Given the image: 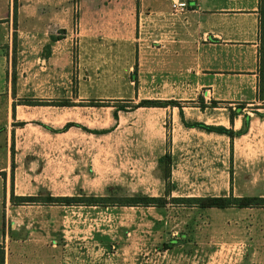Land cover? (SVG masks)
<instances>
[{"label":"crops","instance_id":"crops-1","mask_svg":"<svg viewBox=\"0 0 264 264\" xmlns=\"http://www.w3.org/2000/svg\"><path fill=\"white\" fill-rule=\"evenodd\" d=\"M181 1L188 8L184 14L174 13L171 0L90 1L80 7L67 1H32L19 12L17 28L12 18H0V264H79L45 234L51 228L47 209L61 205H18L12 196L32 197L18 192V185L35 184V134L75 139L70 142L74 146L78 138L91 142L113 132V127L94 125L100 108H111L102 105L114 99L115 73L137 69L139 93H154L141 102L176 101L184 121L178 107L138 109L169 111L174 121L178 110L179 133L197 135L218 148L221 141L226 148L231 140L185 124L229 129L228 107L235 111L244 106L234 121L237 132L243 115L262 113L264 0ZM168 89L185 90L190 97L165 98ZM36 100L70 105L29 104ZM184 101L192 107L185 108ZM248 107L256 114L247 112ZM186 110L199 115L189 122ZM209 113L214 123L206 119ZM67 125L72 127L60 132ZM55 222L54 227H61L66 219L58 214ZM155 264H173V259L161 257Z\"/></svg>","mask_w":264,"mask_h":264},{"label":"rangeland","instance_id":"rangeland-1","mask_svg":"<svg viewBox=\"0 0 264 264\" xmlns=\"http://www.w3.org/2000/svg\"><path fill=\"white\" fill-rule=\"evenodd\" d=\"M32 1H67L80 7L90 1L108 0H0V18L14 20V15L17 18ZM261 61L264 71V50ZM114 76V99L102 105L111 108H100L94 125L99 129L113 127V132L91 142L78 138L79 145L74 146L70 142L75 139L35 134V167L31 172L36 181L26 185L20 176L24 184L18 185V192H29L42 201L48 196H143L163 198L168 204L165 208H48L51 228L45 234L50 244L65 247L67 258L79 264H155L161 257L173 259V264H264V209L202 210L174 201L264 197V118L254 115L251 133L233 144L227 140L226 148L221 141L218 148L217 143L209 144L197 135L179 133L182 123L178 110L174 121L169 111L165 115V111L135 109L141 98L154 94L139 93L137 69ZM188 94L182 89L164 91L165 98L177 100L189 98ZM182 103L185 108L192 107L187 101ZM118 106L127 111L120 112L116 122L112 112ZM252 109L246 111L256 114ZM186 112L190 114L189 122L199 115L192 114V110ZM206 119L214 123L215 118L209 113ZM227 126L234 129V125ZM168 153L173 159L170 194L158 164ZM2 189L5 192L4 184ZM58 214L65 217L66 223L54 227Z\"/></svg>","mask_w":264,"mask_h":264},{"label":"trees","instance_id":"trees-1","mask_svg":"<svg viewBox=\"0 0 264 264\" xmlns=\"http://www.w3.org/2000/svg\"><path fill=\"white\" fill-rule=\"evenodd\" d=\"M263 8V7H262ZM14 22H16V16L14 15ZM261 32L264 33V12L262 9V17H261ZM261 98L264 97V79H263V67L261 62ZM30 105L34 106H69L70 103L67 101L64 102H42V101H32L29 102ZM98 105V104H97ZM100 105V104H99ZM169 106L178 107L180 109V117L182 121H184L183 111L181 106L176 101H166V102H159V101H142L140 104L135 106V109L140 107H160L166 108ZM264 109V104H263ZM244 106H238V108L233 111L230 109V116L229 122L231 126L234 125V121L236 118L242 115ZM126 107L118 106L114 112V119L118 121L119 119V112H126ZM260 118H264V114H258ZM242 128L235 132L233 128H225V127H215V126H208L203 123H192V124H185L188 128H196L208 133H218L221 135H226L230 138L232 144L237 137H241L246 135L249 131L251 118L248 115H243L242 117ZM72 125H67L63 130L60 132H64L68 130ZM59 133V131L57 132ZM102 133V132H100ZM172 156L171 154H166L165 156L161 157L158 161L159 168L164 174V180L167 182L168 194L171 193L173 184L171 183V167H172ZM175 202L185 203L188 204V207H196L202 210L206 209H218V210H227V209H264V197H242V198H234V197H206V198H188V199H177L174 200ZM12 202L17 203L18 205H25V204H45V205H61V206H81V207H157V208H165L168 204L167 200L163 198H149V197H124V198H103V197H82V198H54L48 196L45 200H40L38 197H14L12 196Z\"/></svg>","mask_w":264,"mask_h":264},{"label":"built area","instance_id":"built-area-1","mask_svg":"<svg viewBox=\"0 0 264 264\" xmlns=\"http://www.w3.org/2000/svg\"><path fill=\"white\" fill-rule=\"evenodd\" d=\"M172 9L176 14H184L187 11V4L181 0H171Z\"/></svg>","mask_w":264,"mask_h":264}]
</instances>
